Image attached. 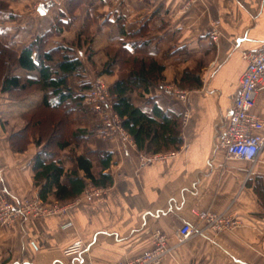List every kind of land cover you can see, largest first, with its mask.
I'll list each match as a JSON object with an SVG mask.
<instances>
[{
	"label": "crops",
	"instance_id": "1",
	"mask_svg": "<svg viewBox=\"0 0 264 264\" xmlns=\"http://www.w3.org/2000/svg\"><path fill=\"white\" fill-rule=\"evenodd\" d=\"M64 1L46 0L35 8L48 19ZM90 2L78 26L91 18L104 48L117 46L132 55L144 50L164 67L163 88L151 89L145 98L135 92L131 98L147 114L153 108L146 99L154 98L163 111L182 115L183 146L174 153L150 156L139 152L129 135L122 139L116 128L107 139L90 137L85 152L78 155L111 153L112 165L104 173L113 185L96 188L101 192L92 202L84 200V192L66 204V213L0 221V264H116L152 249L156 232L166 236L170 250L161 264H264V149L253 164L231 159L221 146L247 68L242 53L264 48V0ZM28 13L33 12L22 14ZM214 26L219 33L216 42ZM24 39L28 36H21L25 45ZM113 72L111 82L122 78L116 67ZM190 73L202 82L201 88H179ZM165 87L183 91L186 100L168 95ZM253 112L264 121V90ZM259 135L264 138V129ZM11 143L0 125V202L18 211L26 197L43 203L33 172L40 148L31 144L23 152H13ZM63 153L60 160L70 168V158ZM157 156L163 158H153ZM88 157L98 174L96 156ZM57 202L52 196L43 204ZM193 211L228 213L238 225L228 233L207 230L180 242L183 224L204 227ZM78 243L84 245L81 261L72 251Z\"/></svg>",
	"mask_w": 264,
	"mask_h": 264
},
{
	"label": "trees",
	"instance_id": "2",
	"mask_svg": "<svg viewBox=\"0 0 264 264\" xmlns=\"http://www.w3.org/2000/svg\"><path fill=\"white\" fill-rule=\"evenodd\" d=\"M47 39L48 36L45 35L37 36L30 44L23 47L20 53L11 50L0 41V48L3 49V55H5L3 58L4 67L9 69L11 66L12 70L38 73V76H20L10 71V74L7 73L3 78L1 88L4 93L19 94V97L22 98H26L37 90L44 91L41 102L30 108L25 114V116L34 115L31 118L33 119L32 130H35L34 137L32 134L23 137L21 139L24 143L23 147L15 149V151L23 152L31 143L40 148L33 165L34 186L39 189L38 198L46 204L53 196L59 204L66 205L73 203L84 194L89 186L109 188L113 185L112 177L104 173L112 165V156L111 153L105 151H87L83 155L77 154L73 159L70 158L68 161L71 162L70 168H66L60 160V155L71 145L70 139L87 141L91 137L86 129H80L74 133L68 132V130L71 131L69 123L71 124L73 106H81L86 98L85 95L71 87L69 80L73 76H79L84 66L71 47L61 45L46 51ZM122 50L123 54H130L128 49ZM6 51L11 52L10 55L7 56ZM54 56H58L56 60ZM114 65L116 63L112 58L108 62V68L110 66L111 68L106 69L104 74H111ZM163 70L164 67L160 66L153 57L135 59L127 76L117 80L109 88V94L113 100L112 111L119 118L121 128L132 138L139 152L150 156L174 153L183 146L182 115L163 111L154 102V98L146 99L150 105L152 104L151 115L136 107L132 102L131 96L135 92L141 98H145L150 94L151 89L163 88ZM191 73L188 74L190 78L187 75V78L185 76L184 81L178 84L179 88L199 89L202 87V82L198 77L191 78ZM89 88L87 85L80 86V92ZM38 111L61 112L63 117L59 118L58 124L63 125V128L65 125L67 134L62 137L61 133L60 137H56L57 141H54L55 137L54 140L51 138V143L48 140L43 147L41 140L44 137L42 135L44 136L45 132H50L53 135L56 134V131L55 124L47 121L48 117L44 121V119L38 118L39 115H35L38 114ZM11 141H13L12 138ZM48 144L53 145L50 148ZM88 156H96L100 166L98 174L95 173V165Z\"/></svg>",
	"mask_w": 264,
	"mask_h": 264
},
{
	"label": "rangeland",
	"instance_id": "3",
	"mask_svg": "<svg viewBox=\"0 0 264 264\" xmlns=\"http://www.w3.org/2000/svg\"><path fill=\"white\" fill-rule=\"evenodd\" d=\"M39 3L47 2L46 0H29L28 2L22 0H0V41L11 48V50L20 53L23 47L30 44L37 36L45 35L48 36L45 46L46 51L61 45L74 49L75 55L82 61L84 69L79 76H73L69 81L71 87L77 92L85 95L86 98L81 106H73L74 111L70 118L71 124L69 123L71 131L68 130V132L74 133L80 129H86L91 137L97 136L100 139H107L111 132L113 134V129L115 130L116 128L118 133L121 134L117 126V121L120 123V126L121 122L119 119L115 118V114L112 112L113 100L109 94V88L120 78L115 80V82H111V77L114 72L111 73L112 75L104 74L106 73V69L111 68V66L108 68V62L114 58L116 65H114L112 69L116 67L122 74H120L121 77L125 78L130 68H132L133 60L151 56H148L144 50H139L135 52L134 55H126L123 54V50L117 46H108L104 48L105 44L102 45L100 41H97L96 30L94 26H92V22H89L92 21L91 18L89 21L88 19L86 20L82 28L78 26L83 19L84 6H89L91 3L90 0H66L57 6L61 7L63 10H54L52 13L53 17L51 15V18L48 19L42 18L36 10L35 7ZM43 8L47 10L46 7ZM27 10L33 13L23 15L22 13H26ZM36 24L39 30L42 29L45 31L43 35L38 34V29H36L35 33L33 32V27ZM31 25L33 26L30 28ZM43 26H46L45 29ZM92 30L95 32L92 33ZM23 35L28 36V39L23 40L25 45L21 43V36ZM29 37L31 38L29 39ZM9 53L11 52L6 51L7 56L10 55ZM57 57L58 56H54V59L56 60ZM3 58H5V55H3V49L0 48V125L2 126L3 133H7L8 137L13 139V141H11V148L13 152H16L15 149H21L24 145L21 140L23 137L30 134L34 137L35 130H32L33 119H31L34 115L25 116V114L29 111L28 108L36 106L37 103L39 104L41 102L44 91L37 90L33 94L26 96V98L19 97V94L15 95V93H4L1 88L2 80L7 73L10 74V71L20 76H38V73L12 70L11 66L7 69V67H4ZM84 85L90 88L84 92H80V86ZM35 115H39L38 118L44 119V121L48 117L47 121L55 124L56 134L51 135L50 132H45V135H42V137H44L41 140L43 141V147L48 140L50 142L51 138L54 140L55 137L54 141H57L58 139L56 137H60L61 133L62 137L64 134H67L65 125L63 128V125L61 126L58 124L59 118L63 117L61 112L54 111L48 113L45 111H38V114ZM4 122L5 125L3 124ZM70 140L71 145L65 150L67 153L63 154L73 159L82 149L84 150L83 146H85L84 144L86 141H80V139L76 138ZM32 141L31 138V142ZM53 144L48 145L51 148ZM30 145H28V147ZM83 152H85V150ZM26 199L30 200L32 198L26 197ZM207 230L209 229H205L204 231ZM233 230L234 229L215 233H228ZM203 232L199 235H202Z\"/></svg>",
	"mask_w": 264,
	"mask_h": 264
},
{
	"label": "built area",
	"instance_id": "4",
	"mask_svg": "<svg viewBox=\"0 0 264 264\" xmlns=\"http://www.w3.org/2000/svg\"><path fill=\"white\" fill-rule=\"evenodd\" d=\"M218 37L217 27L214 26L213 41L216 42ZM242 57L247 63V68L241 76L239 95L235 101L227 128L222 136L221 146L231 159L254 164L264 149V138L259 135V132L264 129V121L253 112L258 93L264 90V48L259 52L245 51L242 53ZM164 90L170 96L183 101L186 100V94L183 91H177L170 87H165ZM117 124L123 139L128 140V134L124 132L118 121ZM153 158H163V156ZM100 192V189L89 186L85 191L84 200L92 202L100 195ZM78 202L80 201L78 200ZM19 206L18 211H15L11 205L0 202V221L12 223L16 217L22 215L39 217L66 213L69 208V205H61L58 202L47 206L36 199H23L20 201ZM193 214L204 224V227L195 229L190 224H183L178 231L180 242L198 236L205 229L223 232L235 229L238 225L237 220L228 213L213 214L193 211ZM153 237L154 245L152 249L143 252L136 258L120 261L116 264H161L170 252L167 239L161 232H156ZM72 251L79 256L78 259L81 261L82 258L80 256L84 252V245L78 243L73 247Z\"/></svg>",
	"mask_w": 264,
	"mask_h": 264
}]
</instances>
